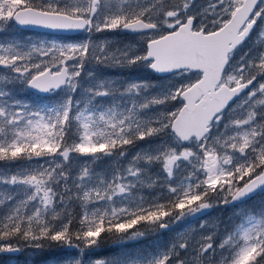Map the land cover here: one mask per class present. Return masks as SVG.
Instances as JSON below:
<instances>
[{
  "label": "snow or ice",
  "instance_id": "1",
  "mask_svg": "<svg viewBox=\"0 0 264 264\" xmlns=\"http://www.w3.org/2000/svg\"><path fill=\"white\" fill-rule=\"evenodd\" d=\"M30 28L47 33L17 35ZM257 195L264 0H0V254L264 264Z\"/></svg>",
  "mask_w": 264,
  "mask_h": 264
},
{
  "label": "rangeland",
  "instance_id": "2",
  "mask_svg": "<svg viewBox=\"0 0 264 264\" xmlns=\"http://www.w3.org/2000/svg\"><path fill=\"white\" fill-rule=\"evenodd\" d=\"M26 35V36H31L32 39H36L38 38V36L36 34H39L40 36H43L44 34H40V33H36V32H32V31H26V30H21L20 33H18L17 35ZM83 34L77 36V37H72V38H80L82 37ZM104 36H108L112 39H116V40H123V41H128L131 39V37L129 36H125V35H119L116 36L114 34H109V33H105ZM101 39H103V37H100ZM261 201H264V195H259L254 197L253 200L249 201L248 206L252 207V206H258ZM232 209L229 207L228 209L225 208H218V209H213L211 211V215L210 216H206L205 219L207 220H216L219 217H223V218H227L228 216L232 215ZM191 227L195 228L197 227L196 223H193L191 225ZM183 230L181 226H177L176 227V231H167L163 234H161L160 236H157L156 234H151L148 237L139 240V241H133V242H128L126 245H124L123 247L121 245L118 244H114L111 240H107L106 242H110L109 244H107L106 242H104L105 244L101 245L100 248L95 250V255L93 257H91V259H113L117 256H119L121 254V252L123 251H131V252H135L137 250H141V249H150V246L153 244L154 241H156L157 239H161V240H168L170 238H172L173 236L176 235V232ZM67 252V250H64V252H60L59 250H57V254H65ZM72 255H75V252L73 251L71 253ZM6 253L4 254H0V264H18V262H23L26 259L29 260V264H31V253H21V254H14L12 256H5ZM45 259V257H41L37 256L35 257L36 261H43Z\"/></svg>",
  "mask_w": 264,
  "mask_h": 264
},
{
  "label": "water",
  "instance_id": "3",
  "mask_svg": "<svg viewBox=\"0 0 264 264\" xmlns=\"http://www.w3.org/2000/svg\"><path fill=\"white\" fill-rule=\"evenodd\" d=\"M23 30H30V31H36V32H43V33H47V30L45 29H40V28H30V29H23ZM56 35L59 34V35H74V34H79V33H55ZM256 197V196H255ZM212 211V210H211ZM14 254H9V253H6L5 256H12Z\"/></svg>",
  "mask_w": 264,
  "mask_h": 264
},
{
  "label": "trees",
  "instance_id": "4",
  "mask_svg": "<svg viewBox=\"0 0 264 264\" xmlns=\"http://www.w3.org/2000/svg\"><path fill=\"white\" fill-rule=\"evenodd\" d=\"M106 242V241H105ZM111 242V241H110ZM110 242H106L107 244H109ZM105 243H103V245H104ZM41 257L43 258V257H45L44 255H41Z\"/></svg>",
  "mask_w": 264,
  "mask_h": 264
},
{
  "label": "flooded vegetation",
  "instance_id": "5",
  "mask_svg": "<svg viewBox=\"0 0 264 264\" xmlns=\"http://www.w3.org/2000/svg\"><path fill=\"white\" fill-rule=\"evenodd\" d=\"M68 38H72V37H68Z\"/></svg>",
  "mask_w": 264,
  "mask_h": 264
}]
</instances>
